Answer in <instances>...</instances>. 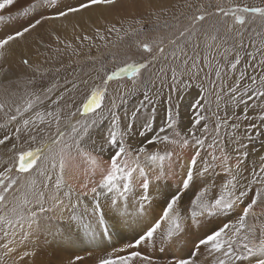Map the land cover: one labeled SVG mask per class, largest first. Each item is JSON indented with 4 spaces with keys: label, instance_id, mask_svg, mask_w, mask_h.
Here are the masks:
<instances>
[{
    "label": "snow or ice",
    "instance_id": "obj_1",
    "mask_svg": "<svg viewBox=\"0 0 264 264\" xmlns=\"http://www.w3.org/2000/svg\"><path fill=\"white\" fill-rule=\"evenodd\" d=\"M17 17L0 34V264H37L41 242L72 250L61 264H264V75L246 72L264 73V0H0ZM49 22L72 35L46 41ZM33 33L88 71L34 63L14 47ZM224 97L243 113L221 116Z\"/></svg>",
    "mask_w": 264,
    "mask_h": 264
},
{
    "label": "rangeland",
    "instance_id": "obj_2",
    "mask_svg": "<svg viewBox=\"0 0 264 264\" xmlns=\"http://www.w3.org/2000/svg\"><path fill=\"white\" fill-rule=\"evenodd\" d=\"M25 2H26V0H20V4H24ZM75 2H76V0H62V3H64V4H72ZM154 3H159V2L154 1ZM176 3H178V0H169V1L165 0L163 2L160 1V4H164L165 6H170V5L176 4ZM19 6L20 5H17V8ZM16 10H17L16 8L11 9V11L13 13H15ZM4 14L7 15L8 13L5 12ZM87 15H93V18H95L96 14H85V16H87ZM170 15H171V11L169 12V16ZM77 19H79V18H77ZM25 20H26V18L17 17V19L14 21L0 22V34H2L3 32H6V31L14 30L15 28L19 27L21 25V23L25 22ZM50 30L59 31L61 33V35L65 36V37H69L72 35L70 27L68 29L69 31L64 30L61 28V26L58 22L46 23L42 28L38 29V32L41 36L44 37V39L46 41H48L51 39L48 35ZM35 36H36V33H33L31 36L27 37L26 42H21L22 44L24 43L26 47L24 45L19 47L21 52L27 51L29 53V57L34 63H41L43 65V67H45V68H47V67H59L61 64H63L65 67H64V69L61 70V72L59 74L62 78L64 76H68L69 78H71V74H73L78 68L82 69L81 74L83 72L88 71L89 65H87L83 61L82 57L77 58V57L71 55V53H69V52H65L62 56H60L57 53H55L54 51H52L51 49L46 50L43 47H39L38 45H36L33 42ZM244 42L246 44L249 43L247 34L245 35ZM229 43H231V41ZM53 46L55 47L54 42H53ZM14 47L18 48L16 46H14ZM248 51H253V49L251 47H249ZM189 54H191V51ZM201 55H203V52H201ZM53 57H56V59L54 60ZM248 59H249L248 57H245V60H248ZM260 59H261V56L258 53L256 55V59L253 62V64H257ZM244 62L245 61H242L241 66H243ZM8 66L10 67L12 72L22 71V68L18 63V59L14 55H11V54L9 55ZM246 72H247V76L255 75V76H257V79H259V75H264V73H262L258 67L256 68L255 71H253L252 68H248L246 70ZM235 75H239V73L237 72ZM213 78H214V75H213ZM242 83L244 85H248V84H250V80L247 79V77H246ZM233 84H235V76H232L231 78L226 77L225 78V91H227V88L232 86ZM244 98H245V100H247V96H245ZM211 99H212L211 112L208 113V116L210 118L208 121L210 128L214 127V118L212 117V113L217 111L215 96L213 95L211 97ZM257 102H259L260 105H264V100H259V98H253L252 101H249V103L253 106H255L257 104ZM137 103H138L137 98H129L125 104L121 105V111L123 112L124 110H130ZM225 103H227V112H228L229 116H231L234 112L237 115H239V114L243 113V111H244L243 106H240L239 108H237L235 105L228 102L227 97H224V101L221 103L220 111H219V114L221 116H223L224 112H225ZM260 110L261 109L259 107H256L255 111L250 110L248 112V115L249 116H257L260 113ZM159 122L160 121H159V113H158L157 124H159ZM247 123H248V121H243L242 126H241V131H243V128ZM256 147L259 148V141L256 142ZM0 152H2V150H0ZM252 159H254V158H252ZM249 163H251V159H250ZM39 179H43V178H39ZM39 179H38V183H39ZM31 206L32 205H29L30 208H31ZM8 239L11 240L12 236H9ZM0 240H4L2 231H0ZM51 248L52 247H49V249H51ZM68 250H70V249H68ZM67 252H69V251H67ZM81 254H83V253H81ZM48 264H53V262L48 261Z\"/></svg>",
    "mask_w": 264,
    "mask_h": 264
},
{
    "label": "bare ground",
    "instance_id": "obj_3",
    "mask_svg": "<svg viewBox=\"0 0 264 264\" xmlns=\"http://www.w3.org/2000/svg\"><path fill=\"white\" fill-rule=\"evenodd\" d=\"M154 1H156V2L158 1L160 3V1L163 2L165 0H154ZM23 45L25 46L24 43L22 44L21 42H19L15 46L18 47L17 49H18V51H20L19 47H21ZM89 166H90L89 165V161H87V160L81 161V170L82 171L83 170H87L89 168ZM79 182H80L79 180L75 181V183H79ZM45 191L48 192V195H50V196L59 194V193H55L54 191H49L47 189ZM73 202H75V201H73ZM33 207L36 208L37 206L36 205H32L31 208H33ZM27 230H28V224L27 223L24 224L23 228L17 227L16 230H15L17 235L14 237V239L19 240L20 239V235H19L20 232L21 231H27ZM12 239H13V237H12ZM115 243H117V244L120 243L119 238H117L115 240ZM16 247H18L20 249V253H19L20 255H23L25 251H29L30 253L32 251H35V249H31V250L25 249L24 247L20 246L19 244H17ZM67 251H69V252H67ZM84 254L85 253H83L81 255H84ZM71 255H72V250L71 249L70 250L61 249V248H58V247H55V246H53L51 249H49V246H48L47 243L41 242V244L39 246V255L36 257V261H37V264H48V261H52L53 264H61L62 261L66 260ZM24 264H33L32 255L31 254L28 255V258L25 260ZM87 264H92V262L88 261Z\"/></svg>",
    "mask_w": 264,
    "mask_h": 264
}]
</instances>
